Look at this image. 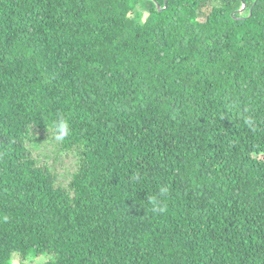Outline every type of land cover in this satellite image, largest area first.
<instances>
[{"label": "trees", "instance_id": "1", "mask_svg": "<svg viewBox=\"0 0 264 264\" xmlns=\"http://www.w3.org/2000/svg\"><path fill=\"white\" fill-rule=\"evenodd\" d=\"M41 256L264 264V0H0V264Z\"/></svg>", "mask_w": 264, "mask_h": 264}, {"label": "rangeland", "instance_id": "2", "mask_svg": "<svg viewBox=\"0 0 264 264\" xmlns=\"http://www.w3.org/2000/svg\"><path fill=\"white\" fill-rule=\"evenodd\" d=\"M134 17L138 20V21H142L143 18L145 17L144 11L138 9L137 11H135L134 13ZM48 259V257L46 256H41L39 258L36 259V261L34 262V264H43L46 260ZM14 264H17L16 262Z\"/></svg>", "mask_w": 264, "mask_h": 264}]
</instances>
